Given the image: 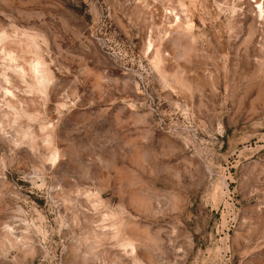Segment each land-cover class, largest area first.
I'll use <instances>...</instances> for the list:
<instances>
[{
  "label": "rangeland",
  "instance_id": "1",
  "mask_svg": "<svg viewBox=\"0 0 264 264\" xmlns=\"http://www.w3.org/2000/svg\"><path fill=\"white\" fill-rule=\"evenodd\" d=\"M0 264H264V0H0Z\"/></svg>",
  "mask_w": 264,
  "mask_h": 264
}]
</instances>
